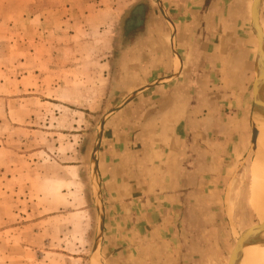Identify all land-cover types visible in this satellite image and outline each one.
<instances>
[{"label": "rangeland", "instance_id": "obj_1", "mask_svg": "<svg viewBox=\"0 0 264 264\" xmlns=\"http://www.w3.org/2000/svg\"><path fill=\"white\" fill-rule=\"evenodd\" d=\"M119 3L0 0V264H88L96 216L90 204L83 215L70 209L78 206L72 194L90 193L88 165L104 116L145 83L137 64L120 61L131 10L120 14ZM259 4L264 52V0ZM251 89L244 116L260 98ZM230 108L229 125L241 142L229 154L209 148L202 203L172 234L176 244H163L145 264H243L250 252L257 261L246 264L264 258V152L256 148L258 137L253 141L255 128L264 134V117L253 107L252 121L241 126L238 107Z\"/></svg>", "mask_w": 264, "mask_h": 264}, {"label": "crops", "instance_id": "obj_2", "mask_svg": "<svg viewBox=\"0 0 264 264\" xmlns=\"http://www.w3.org/2000/svg\"><path fill=\"white\" fill-rule=\"evenodd\" d=\"M259 1L120 0L116 5L120 14L131 10V20L122 26L121 37L127 39L120 61L137 64L145 83L104 116L88 165L90 193L72 194L78 206L70 209L83 215L90 204L96 216L88 264L94 257L98 264H145L163 244H176L172 234L183 230L208 186L209 148L216 147L217 154L226 148L229 154L241 142L229 125L227 117L235 114L230 107H238L241 126L252 121L256 100L250 116L243 110L249 89L257 86V39L247 33ZM55 165L80 170V165Z\"/></svg>", "mask_w": 264, "mask_h": 264}, {"label": "water", "instance_id": "obj_3", "mask_svg": "<svg viewBox=\"0 0 264 264\" xmlns=\"http://www.w3.org/2000/svg\"><path fill=\"white\" fill-rule=\"evenodd\" d=\"M258 3L255 4V7L252 10V17H253V26H254V31H255V35H256V39H257V53H256V60H255V67H256V82H257V86H256V93L257 95H259L261 98L263 97L264 99V83L262 84V86L260 87V82L264 81V68L262 67L261 64V54L263 52L262 50V40H263V34H262V29L261 26L259 24V20H258ZM258 86L260 87V91H258ZM245 236H247L246 234H244ZM245 236H243L240 239V246H239V250L241 249V247L243 246L242 244L244 243V239ZM238 250V252H239Z\"/></svg>", "mask_w": 264, "mask_h": 264}, {"label": "bare ground", "instance_id": "obj_4", "mask_svg": "<svg viewBox=\"0 0 264 264\" xmlns=\"http://www.w3.org/2000/svg\"><path fill=\"white\" fill-rule=\"evenodd\" d=\"M261 64H262V67L264 68V52H262V54H261ZM254 107H255V109H257L260 113H261V115L264 117V103H263V101L261 100V99H259V98H257L256 99V101H255V103H254ZM253 117V116H252ZM259 118H261V117H259ZM258 117L256 118V119H254L255 121H260V119H259ZM261 122V121H260ZM262 123V122H261ZM259 124V123H258ZM257 124V125H258ZM255 126V125H254ZM259 126V125H258ZM261 126H262V130L264 129V126H263V123L261 124ZM254 128V127H253ZM264 131V130H263ZM258 129H256L255 128V136H254V139H253V141H256V139H257V137H258V139H257V145H256V148L258 149L259 148V150H261L262 152H264V134H259V135H262V137H260V136H258ZM261 152V153H262ZM259 175V174H258ZM260 177H257V179H256V182H255V185H256V192L258 191V189H259V187H260ZM263 210H264V208H263ZM262 226H264V223H262ZM261 226V227H262ZM262 246V245H261ZM253 249V248H252ZM247 250H249V249H247ZM260 251H261V249H259ZM251 251V250H250ZM250 251H247V254L250 252ZM252 252H253V250H252ZM254 252L256 253L257 252V250H255V248H254ZM261 252H263V254H264V245H263V248H262V251ZM254 253V254H255ZM258 253H260L259 251L257 252V254ZM245 254H246V252H245ZM244 254V255H245ZM257 254H255V255H257ZM263 254H260V255H257V256H261L262 257V255ZM253 254L250 252L247 256H246V258H245V260L247 261V262H251V260L253 259L254 260V258L256 259V256L253 258ZM264 256V255H263ZM245 257V256H244ZM252 257V259L250 260V258ZM248 259V260H247ZM260 259V258H259ZM252 260V261H253ZM246 261H243V264H246L247 262ZM255 261H257V259L255 260ZM259 261V260H258ZM253 263V262H252ZM236 264H238V263H236ZM255 264V263H254ZM258 264H264V258H262V260L260 259V263H258Z\"/></svg>", "mask_w": 264, "mask_h": 264}, {"label": "trees", "instance_id": "obj_5", "mask_svg": "<svg viewBox=\"0 0 264 264\" xmlns=\"http://www.w3.org/2000/svg\"><path fill=\"white\" fill-rule=\"evenodd\" d=\"M135 12V11H134ZM134 20L132 21V22H135V20H136V17L135 18H133Z\"/></svg>", "mask_w": 264, "mask_h": 264}]
</instances>
